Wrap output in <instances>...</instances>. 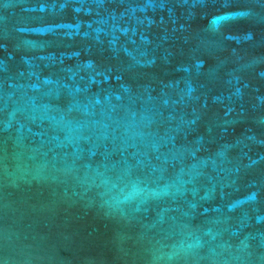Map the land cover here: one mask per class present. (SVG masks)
Here are the masks:
<instances>
[{
    "label": "water",
    "instance_id": "water-1",
    "mask_svg": "<svg viewBox=\"0 0 264 264\" xmlns=\"http://www.w3.org/2000/svg\"><path fill=\"white\" fill-rule=\"evenodd\" d=\"M0 264H264V0H0Z\"/></svg>",
    "mask_w": 264,
    "mask_h": 264
}]
</instances>
